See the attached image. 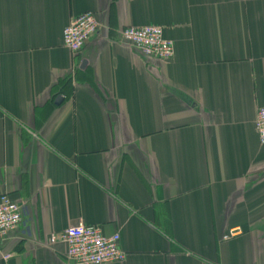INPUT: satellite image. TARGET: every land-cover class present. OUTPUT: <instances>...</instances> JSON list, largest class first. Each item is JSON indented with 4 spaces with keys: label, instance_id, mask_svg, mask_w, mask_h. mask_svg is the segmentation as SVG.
<instances>
[{
    "label": "crops",
    "instance_id": "1",
    "mask_svg": "<svg viewBox=\"0 0 264 264\" xmlns=\"http://www.w3.org/2000/svg\"><path fill=\"white\" fill-rule=\"evenodd\" d=\"M144 26L171 61L122 41ZM262 107L264 0H0V195L22 218L0 264H71L79 223L119 236L110 264H264Z\"/></svg>",
    "mask_w": 264,
    "mask_h": 264
},
{
    "label": "built area",
    "instance_id": "2",
    "mask_svg": "<svg viewBox=\"0 0 264 264\" xmlns=\"http://www.w3.org/2000/svg\"><path fill=\"white\" fill-rule=\"evenodd\" d=\"M98 30V23L92 12L72 18L62 33V44L71 53L79 52L86 41ZM122 41L145 57L169 62L174 55V43L164 36L163 28L157 26L127 27L121 32ZM258 140L264 145V107L259 108L255 121ZM21 205L12 201L7 194L0 195V246L10 232L21 223ZM235 233L231 231L229 236ZM229 236L224 237L225 239ZM56 237L51 238L55 243ZM66 246V260L71 264H110L122 262L126 253L119 245V236H104L98 226L79 223L67 228L58 236ZM8 255L2 260L7 261Z\"/></svg>",
    "mask_w": 264,
    "mask_h": 264
}]
</instances>
